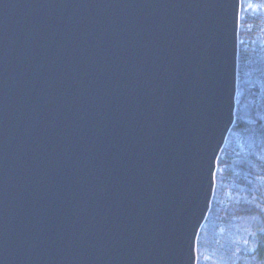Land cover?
<instances>
[{"label":"water","instance_id":"water-1","mask_svg":"<svg viewBox=\"0 0 264 264\" xmlns=\"http://www.w3.org/2000/svg\"><path fill=\"white\" fill-rule=\"evenodd\" d=\"M241 0H0V264H197L236 121Z\"/></svg>","mask_w":264,"mask_h":264},{"label":"rangeland","instance_id":"rangeland-1","mask_svg":"<svg viewBox=\"0 0 264 264\" xmlns=\"http://www.w3.org/2000/svg\"><path fill=\"white\" fill-rule=\"evenodd\" d=\"M256 16L264 18V2L241 0V22L245 21L242 30L244 37V33L252 28L248 24L250 18ZM240 32L241 28L239 36ZM263 42L258 40L259 48L257 49L250 44L249 40L240 38L236 121L220 160L222 166L219 167L218 164L211 210L197 242V264H232L230 259H235L236 256L239 259L237 254L239 249L249 241V235H251L249 228L261 222L259 219L261 215H255V208L258 205L255 193L253 195V193L238 189L231 193L221 187L225 185L227 172L231 170L234 173L239 168L248 170L255 176L252 180L254 192L257 193V189L259 191L261 180H263L260 175L264 171L260 169L258 161H264V132L260 134L256 131L264 126V112L261 103L263 89L262 91L260 89L263 77L261 74ZM217 193L219 196L216 199ZM241 202H247L249 207L247 206L244 211H237V203ZM233 247L235 251L232 250Z\"/></svg>","mask_w":264,"mask_h":264},{"label":"trees","instance_id":"trees-1","mask_svg":"<svg viewBox=\"0 0 264 264\" xmlns=\"http://www.w3.org/2000/svg\"><path fill=\"white\" fill-rule=\"evenodd\" d=\"M256 3H261L264 2V0H254ZM243 24V25H242ZM245 24V21H243V23H241V32H240V38L241 39H246L250 41V44L252 46H254L255 48H259V43L258 40H262L264 41V18H261L259 16L250 18L249 20V25L252 27L248 30V32L244 33L245 37L243 36V26ZM239 38V39H240ZM263 47H264V42H263ZM241 47L239 45V51H240ZM240 58V56H239ZM262 72L261 74L263 75L262 77V94L263 97L261 99V103H262V108H263V112H264V53H263V57H262ZM238 124V121H237ZM240 124V123H239ZM256 131H258L260 134H262L264 132V126L263 128H258ZM251 132V130H250ZM225 150V148H224ZM223 150V154L224 151ZM222 154V155H223ZM222 157V156H221ZM249 159V158H248ZM253 159V158H252ZM221 160V158H220ZM218 161L219 167L222 166V162ZM259 162V167L261 170L264 171V161H258ZM257 162V164H258ZM261 163V164H260ZM263 168V169H262ZM248 170H243L242 168H239V170H235V172H238L237 174L232 173L231 170L229 172H227L226 174V182L225 185L222 186L221 188L224 187V190L230 191L231 193L235 190H240V191H244V192H248V193H255V195L257 196V201H258V205L255 208V215L260 216L259 219L261 220V222H259V224L257 223L256 226H251L249 228V230H251V235H249V241L246 242L247 244L244 243V246L239 249L238 251V257H235V259H230V263L232 264H264V172L261 173L260 176L263 177V180H261V185H260V189L258 191L257 189V193L254 192V185H253V179L255 178L254 175L250 174V172L248 171V173H246ZM260 182V181H258ZM219 193H217L216 195V199L218 198ZM222 197V194H221ZM247 206L249 207L248 203H237V211H244ZM250 208L252 209V206H250ZM262 209H263V213H262ZM253 213V214H254ZM252 214V215H253ZM242 215V214H241ZM248 216V215H247ZM263 221V222H262ZM232 250H236L235 247L232 248ZM233 251V252H234ZM241 256V257H240ZM235 260H237L235 262Z\"/></svg>","mask_w":264,"mask_h":264},{"label":"bare ground","instance_id":"bare-ground-1","mask_svg":"<svg viewBox=\"0 0 264 264\" xmlns=\"http://www.w3.org/2000/svg\"><path fill=\"white\" fill-rule=\"evenodd\" d=\"M241 23H242V22H241V13H240V25H239L240 27H239V28H241ZM239 31H240V30H239ZM222 154H223V151H222V153H221V155H220V157H219V160H220Z\"/></svg>","mask_w":264,"mask_h":264}]
</instances>
